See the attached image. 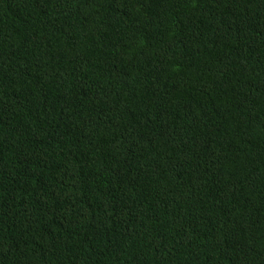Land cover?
I'll return each mask as SVG.
<instances>
[{"label": "trees", "instance_id": "1", "mask_svg": "<svg viewBox=\"0 0 264 264\" xmlns=\"http://www.w3.org/2000/svg\"><path fill=\"white\" fill-rule=\"evenodd\" d=\"M0 264H264V0H0Z\"/></svg>", "mask_w": 264, "mask_h": 264}]
</instances>
